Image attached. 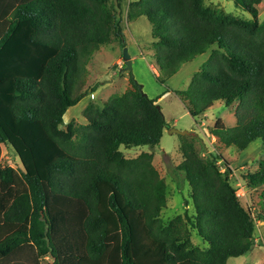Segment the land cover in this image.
I'll use <instances>...</instances> for the list:
<instances>
[{"label": "trees", "instance_id": "obj_1", "mask_svg": "<svg viewBox=\"0 0 264 264\" xmlns=\"http://www.w3.org/2000/svg\"><path fill=\"white\" fill-rule=\"evenodd\" d=\"M123 1L0 0V264H228L253 251L264 189L254 216L240 202L231 162L203 157L194 135L180 137L178 166L194 215L163 222L166 182L148 157L126 153L158 147L170 127L160 97L146 95L131 72V89L91 102L85 124L65 125L68 110L94 93L85 87L95 55L115 42L127 48ZM230 1L252 21L204 0H136L128 17L152 26L146 56L161 85L208 56L175 94L196 122L217 103L235 110L233 128H208L216 148L242 153L260 142L264 153V0ZM3 146L21 170L3 164ZM242 178L248 190L264 188V159Z\"/></svg>", "mask_w": 264, "mask_h": 264}, {"label": "rangeland", "instance_id": "obj_2", "mask_svg": "<svg viewBox=\"0 0 264 264\" xmlns=\"http://www.w3.org/2000/svg\"><path fill=\"white\" fill-rule=\"evenodd\" d=\"M133 1L136 0H124L122 9L118 12L126 38V49H128L130 56L140 58L132 67L131 74L133 78L136 82H139L146 95L153 99L160 97L158 104L164 113L170 130L174 129L194 135L199 140V149L203 157L207 154L222 153L231 162V168L233 170L231 179L235 182L234 185L238 190L240 202L245 209L251 210L253 215L256 216L259 196L264 188L248 190L242 176L259 169V164L264 159L262 143L255 142L242 153H238L235 149L222 148L218 150L216 148V139L209 135L208 128L214 127L215 125L220 126L219 122H223L228 128H233L236 124L235 110L226 108L221 103H217L206 113L203 120L196 122L175 94V92L185 90L189 86L193 75L202 69L208 56H202L191 63L183 64L180 71L165 86L161 85L157 81L153 69L149 66L152 63L150 58L146 56V54L152 53V26L146 18L133 21L129 20V6ZM204 4L211 11L217 10V13L221 12L226 17L233 16L241 20L252 21V16L242 8L237 7L233 1L204 0ZM258 8L259 21L263 22L264 1ZM124 50L121 49L118 42H115V44L103 48L95 55L88 66L89 75L86 80L87 84L85 89L92 87L96 98L92 100L89 93L80 104L69 109L65 116V125L70 122L85 124L83 114L91 102L98 104L102 100H108L113 95L121 94L131 89L129 71L126 69L122 55ZM143 54H145V58H143ZM167 89L171 90L168 91ZM180 137L181 135L179 134H169V131H167L158 147L154 149L150 147L133 148L126 153L129 158L139 156L148 157L166 182L168 205L161 215L166 225L177 216L184 215L185 212H188L191 216L194 215L190 198V187L186 182L184 174L178 170V166L182 162V155L179 151ZM2 149L3 164L6 167L9 166L21 170L23 168L22 164L11 148L3 146ZM142 152L147 153L142 154ZM217 163L224 171L223 162L218 160ZM256 225L257 232L253 251L249 255L230 259L228 264H264V221H258ZM191 240L196 246L201 248L206 247L205 243H203L193 230ZM48 261V259H43L40 262L41 264H46Z\"/></svg>", "mask_w": 264, "mask_h": 264}, {"label": "water", "instance_id": "obj_3", "mask_svg": "<svg viewBox=\"0 0 264 264\" xmlns=\"http://www.w3.org/2000/svg\"><path fill=\"white\" fill-rule=\"evenodd\" d=\"M123 60L125 62V65H126V69L131 72L132 71V67H133V63H132V59H131V56L128 52V49H125L124 52H123ZM142 88V87H141ZM179 134L181 136H190L191 134L188 133V132H180L178 130H174V129H171L169 130V134Z\"/></svg>", "mask_w": 264, "mask_h": 264}, {"label": "crops", "instance_id": "obj_4", "mask_svg": "<svg viewBox=\"0 0 264 264\" xmlns=\"http://www.w3.org/2000/svg\"><path fill=\"white\" fill-rule=\"evenodd\" d=\"M144 55V56H143ZM142 56H143V58H145V54H143ZM131 59H132V63H133V66H134V64L137 62V61H139L140 60V58H136V57H132L131 56ZM141 60H144V59H141ZM149 66L151 67V69H153V71H154V73L156 74V69L154 68V65H151V64H149ZM139 83V82H138ZM94 98H96V96H95V94L93 93L92 95H91V99L93 100ZM188 112V111H187ZM189 113V112H188Z\"/></svg>", "mask_w": 264, "mask_h": 264}]
</instances>
